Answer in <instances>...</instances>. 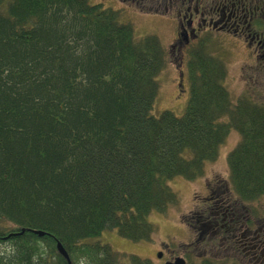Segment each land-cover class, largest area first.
<instances>
[{"label": "trees", "instance_id": "obj_1", "mask_svg": "<svg viewBox=\"0 0 264 264\" xmlns=\"http://www.w3.org/2000/svg\"><path fill=\"white\" fill-rule=\"evenodd\" d=\"M120 15L90 0H0V244L27 228L0 264H68L58 241L72 264H153L91 240H151L149 216L179 202L170 180L204 175L232 130L227 194L264 197V101L233 99L224 59L201 43L184 114H154L168 52Z\"/></svg>", "mask_w": 264, "mask_h": 264}, {"label": "rangeland", "instance_id": "obj_2", "mask_svg": "<svg viewBox=\"0 0 264 264\" xmlns=\"http://www.w3.org/2000/svg\"><path fill=\"white\" fill-rule=\"evenodd\" d=\"M91 2L99 3V0H91ZM154 3L155 0L151 4L147 3L144 6H135L117 2L114 4L104 2L103 6L105 8L114 7L121 10L120 20L132 23L139 36L155 34L162 40L168 52V62L158 76L160 89L154 106V114L159 115L165 110H171L178 116H181L186 110L191 94V87L188 75L184 76V80L181 82L179 61H182V58L177 48H173L171 45L177 32V26L171 19L176 18V14L171 8L167 11L168 5H163L162 2H157L160 5ZM214 43L217 45L215 47L217 50L210 48V51L220 53L227 62L228 76L226 78V85L233 99H236L245 92H249L253 96L255 95V98L264 101V76L250 69L248 71L244 67L243 61L247 60L244 48L242 46L238 48L233 47L229 44L228 40H224L223 38L215 39ZM186 61L187 58L185 57L181 65V71H187ZM239 140V133L232 130L220 149L218 159L206 164V173L203 177L191 181L179 176L170 181L169 185L173 190L177 191L179 200L181 201L172 204L165 212L154 211L149 216L150 221L156 226V233L153 239L134 241L122 237L116 229H106L100 237L93 238L91 241L95 242L99 240L102 243H108L115 250L151 259L154 264H163L166 260H171L177 256H185L182 247L186 245L185 243H188V247L194 253V258L191 254H188L190 259L189 264H201L200 258L202 254L195 249L194 244L191 242L196 238L195 231L184 220L194 222L196 217L195 211L198 206L196 201L201 200L202 198L200 197L206 195L208 182H212V185H214L216 181L222 180L230 184L227 157ZM253 204H256V202ZM7 245V243H2L4 247ZM164 245L167 246L165 247ZM159 250L163 252L161 258L158 257ZM231 253L235 254L237 252L232 251ZM222 258L229 260L228 264H233V262L243 264V259L241 260L237 256ZM246 263L250 264L248 258H246Z\"/></svg>", "mask_w": 264, "mask_h": 264}, {"label": "flooded vegetation", "instance_id": "obj_3", "mask_svg": "<svg viewBox=\"0 0 264 264\" xmlns=\"http://www.w3.org/2000/svg\"><path fill=\"white\" fill-rule=\"evenodd\" d=\"M109 1L135 6L153 2ZM157 2L168 5L167 11L170 8L175 11L176 18L171 21L176 24L177 32L171 45L181 55L179 66L195 45L223 38L233 47L244 48L247 60L243 65L248 71L264 76V0H155L154 4ZM228 191L222 180L209 185L196 208V238L191 242L203 255L210 252L215 258L237 256L243 259V264H247L246 258L250 264H264V197L250 206L235 197L232 199ZM239 223L240 230L234 231Z\"/></svg>", "mask_w": 264, "mask_h": 264}, {"label": "water", "instance_id": "obj_4", "mask_svg": "<svg viewBox=\"0 0 264 264\" xmlns=\"http://www.w3.org/2000/svg\"><path fill=\"white\" fill-rule=\"evenodd\" d=\"M30 230L39 236H44L46 234V232L43 230H38V229H30ZM25 231H26V228H23L20 233H24ZM57 248H58L59 252L67 259L68 264H72L70 254L66 250V248L64 247L62 242L58 241ZM166 264H187V263H186V260L184 258L178 257L175 259V261H168V262H166Z\"/></svg>", "mask_w": 264, "mask_h": 264}, {"label": "bare ground", "instance_id": "obj_5", "mask_svg": "<svg viewBox=\"0 0 264 264\" xmlns=\"http://www.w3.org/2000/svg\"><path fill=\"white\" fill-rule=\"evenodd\" d=\"M12 237L10 234L3 237V243H7L8 245L6 247L2 246V243L0 244V248H8L10 247V243L12 242Z\"/></svg>", "mask_w": 264, "mask_h": 264}]
</instances>
